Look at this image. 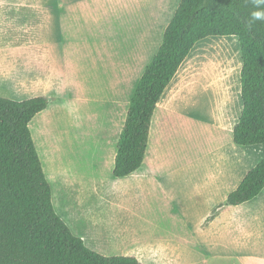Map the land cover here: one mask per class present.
I'll use <instances>...</instances> for the list:
<instances>
[{
    "label": "crops",
    "instance_id": "obj_1",
    "mask_svg": "<svg viewBox=\"0 0 264 264\" xmlns=\"http://www.w3.org/2000/svg\"><path fill=\"white\" fill-rule=\"evenodd\" d=\"M179 2L0 0V96L49 97L29 130L53 209L88 248L148 264H264V187L226 202L264 147L233 142L240 86L220 78L226 56L210 55L208 37L157 101L142 165L112 173L130 99Z\"/></svg>",
    "mask_w": 264,
    "mask_h": 264
},
{
    "label": "trees",
    "instance_id": "obj_2",
    "mask_svg": "<svg viewBox=\"0 0 264 264\" xmlns=\"http://www.w3.org/2000/svg\"><path fill=\"white\" fill-rule=\"evenodd\" d=\"M252 10L250 0H180L130 99L117 141L114 177L142 165L157 101L195 43L209 36H235L240 47L242 110L233 142L264 147V21L249 26ZM47 104L44 96L21 101L0 96V264H142L133 255H103L88 248L54 211L28 126ZM263 187L264 158L226 202L248 201Z\"/></svg>",
    "mask_w": 264,
    "mask_h": 264
},
{
    "label": "rangeland",
    "instance_id": "obj_3",
    "mask_svg": "<svg viewBox=\"0 0 264 264\" xmlns=\"http://www.w3.org/2000/svg\"><path fill=\"white\" fill-rule=\"evenodd\" d=\"M205 48L208 49L210 45V55L213 54L215 57L217 56V52L221 50L220 53V60L225 59L226 56V61L227 63H223V67L226 68L225 72L222 73L220 78H225L226 76L229 77L225 82L226 85L232 83L234 86L237 87L240 86V70H241V56H240V47L238 43V39L235 36L229 35V36H210L208 37L205 41ZM203 44V45H204ZM220 45V46H217ZM201 46V45H200ZM199 47V46H198ZM204 48V49H205ZM215 49V51H214ZM230 54V55H229ZM234 56V61L229 63V59H227V56ZM229 58V57H228ZM215 61L217 62L218 60L215 58ZM206 63L210 66L209 61ZM222 69V66L221 68ZM237 92H231L228 93V97L231 99H235ZM197 100L199 102V106L202 108L204 107L205 104H203L204 99L207 97V95L204 93L203 95L201 94V91L197 90L196 92ZM45 97V96H44ZM49 99V97H48ZM208 108V107H207ZM144 257L143 260L147 262L149 260V256L147 254L142 255ZM140 260L142 264H144V261Z\"/></svg>",
    "mask_w": 264,
    "mask_h": 264
},
{
    "label": "clouds",
    "instance_id": "obj_4",
    "mask_svg": "<svg viewBox=\"0 0 264 264\" xmlns=\"http://www.w3.org/2000/svg\"><path fill=\"white\" fill-rule=\"evenodd\" d=\"M253 10L250 12L249 26L255 21H264V0H250Z\"/></svg>",
    "mask_w": 264,
    "mask_h": 264
}]
</instances>
